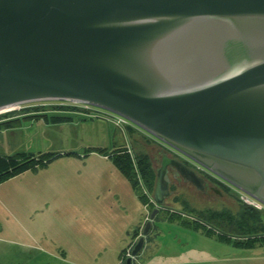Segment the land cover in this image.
<instances>
[{
	"label": "water",
	"instance_id": "1",
	"mask_svg": "<svg viewBox=\"0 0 264 264\" xmlns=\"http://www.w3.org/2000/svg\"><path fill=\"white\" fill-rule=\"evenodd\" d=\"M84 105L117 116L264 207V0H0V111ZM161 156L130 257L169 197Z\"/></svg>",
	"mask_w": 264,
	"mask_h": 264
},
{
	"label": "rangeland",
	"instance_id": "2",
	"mask_svg": "<svg viewBox=\"0 0 264 264\" xmlns=\"http://www.w3.org/2000/svg\"><path fill=\"white\" fill-rule=\"evenodd\" d=\"M34 104L39 103L0 111V116L3 113L6 118L22 115L16 120L1 121L0 156L59 153V157L35 172H24L0 184V264H21L22 249L8 243L25 240L21 228H42L43 234L37 236L36 244L40 247L38 259L42 264H102L101 243L105 245L106 241L99 240L95 228L109 230L112 219L121 221L123 215L130 213L124 205L125 186L120 185L123 178L112 166L109 156L114 149L123 147L131 162L135 156L145 154L156 169L165 155L161 150L172 151L131 124L116 127L113 122L116 117L103 111L59 102L35 107L47 117L66 118L63 122L51 123L43 117L25 116L34 111ZM54 106H66L70 111L63 112L62 107ZM99 150L104 153L99 154ZM171 173L167 174L171 190L164 206L172 214L208 210L237 215L243 205L244 199L238 192L223 182H218L217 193L209 189L198 191L188 183L173 182ZM136 189L130 190L138 198L142 189L139 186ZM28 194L41 196L40 204L33 208L38 212L33 215L24 201V195ZM136 202L141 208L143 225L146 210L139 199ZM154 219V226L161 227L156 228L162 232L159 236L168 243L166 249L176 250L185 257L182 264H264V245L234 248L219 242L215 236H204L201 231L172 228L174 221H167L166 211L162 210H158ZM262 220L264 224V216ZM87 228H93V233ZM126 240L120 248L122 251L129 246L131 238ZM105 247H109L105 249L106 255L116 251L112 240ZM139 261L143 263L142 259Z\"/></svg>",
	"mask_w": 264,
	"mask_h": 264
},
{
	"label": "trees",
	"instance_id": "3",
	"mask_svg": "<svg viewBox=\"0 0 264 264\" xmlns=\"http://www.w3.org/2000/svg\"><path fill=\"white\" fill-rule=\"evenodd\" d=\"M24 109L26 108H23L22 110ZM36 109L37 108L33 109L34 111L29 112L38 113V110ZM66 109L67 108L62 107L63 112L70 111ZM27 117H34L36 119L43 117L46 122L49 121L51 123L63 122L66 120L65 117H47L46 114L42 113ZM2 118L5 119L6 116L2 114L0 116V121ZM14 120H16V118ZM98 153L102 154L104 153V150H99ZM161 153L164 154L162 150ZM57 157H59V153H17L7 157L0 156V184L25 171L34 172L41 169ZM110 157L114 168L128 181L132 189L137 190L136 188L139 186L138 180H140L142 194L140 193L138 195V199L144 206L147 203V198L143 194V189L147 194L151 195L155 179V168L150 158L147 155L142 154L135 156L133 160L134 162H131L129 155L123 147L114 149L109 158ZM223 189L224 191H228L225 188ZM170 190L171 188L169 187V191ZM161 210L166 211V218L168 220L178 221L182 225L195 231H201L205 236H215L219 242L232 245L234 248L248 249L253 246L255 247L256 245H264V224L262 223L264 210H255L245 204L240 206L237 215H231L227 211L208 210L200 212L190 211L186 214H172L165 206ZM137 232L135 231L131 235V244H129V246L133 245L138 239L137 236L139 233ZM137 256L131 260L130 264H138L136 261ZM125 259L123 250L121 252V264H124Z\"/></svg>",
	"mask_w": 264,
	"mask_h": 264
},
{
	"label": "crops",
	"instance_id": "4",
	"mask_svg": "<svg viewBox=\"0 0 264 264\" xmlns=\"http://www.w3.org/2000/svg\"><path fill=\"white\" fill-rule=\"evenodd\" d=\"M21 116H18V117L16 116V118H19ZM25 116L27 117V115ZM11 118H14V117H11ZM11 118H5V119L2 118L1 121L10 120ZM25 172H32V171H25ZM123 181L121 180L120 185L125 186L124 188L125 193L123 194V196L126 199L124 200L125 201L124 205L126 206V208H129L130 210L129 215H123L122 217L123 219L121 221L119 220L115 221L116 219L115 220L112 219L111 220L112 225L109 228V230L103 231L101 230V228L99 230L98 228H95L97 235H98L97 237L99 238V240L101 242L106 241L105 245H104V242L101 243L103 245L101 249L104 250L103 252L104 257L102 259V264H121L122 249L120 250V248H122L121 246H123L122 243L126 244L125 243L127 242L126 238L128 239L129 237H131V235L135 231L136 232L138 231L139 232L138 235H140V232L142 229L141 226H143L142 220H141L142 219L141 208L138 202H136L138 198L136 194L134 195L131 192L130 190L131 186L128 183V181L125 178H123ZM40 197H41L40 195L39 196L32 195V194L24 195V198H25L24 201H25L26 207L30 209V213H32V215H33V212H36V213L38 212L33 208L34 206L40 204L41 202ZM133 209L136 210L135 214L133 212ZM167 221H170V220H167ZM172 223H174L172 225V228H189L187 226L182 225L180 222H177V221H174ZM107 225H109L108 222H107ZM156 228H161V227L154 226L153 222H151L149 233L144 237L143 248L137 256V259H136L137 263L138 262L141 263V261L139 260L142 259L143 263L141 264H182L183 262L182 260L185 257L181 253L177 252L176 250L174 251L167 250L166 246L169 247L168 243L164 242V237L159 236V234L162 232H157ZM87 229L90 234L93 233V228H87ZM21 233L25 237L24 241H21V240H18V241L9 240L8 241L10 245L13 244V246H18L19 249H22L20 250L21 252L19 254V255L23 254L21 264H27V262H31L33 264H42V260L38 259L39 258L38 253L40 252V247L39 248L36 247V244L38 243L37 236H41L43 234L42 228H21ZM138 237L139 236H137V238ZM108 240H112L115 243V247L113 248H115L116 251L114 252L113 250L112 253H109L108 255H106L105 249H109V247L108 248L105 247V246H108ZM129 242L130 243L128 244H131V240H129ZM173 252H175L177 255L175 256Z\"/></svg>",
	"mask_w": 264,
	"mask_h": 264
},
{
	"label": "flooded vegetation",
	"instance_id": "5",
	"mask_svg": "<svg viewBox=\"0 0 264 264\" xmlns=\"http://www.w3.org/2000/svg\"><path fill=\"white\" fill-rule=\"evenodd\" d=\"M65 104H69V103H65ZM41 105V103H39V104H34L33 106L34 107H38V106H40ZM29 106V105H28ZM42 106V105H41ZM54 107H64V108H68V107H66V106H54ZM17 108H19V107H17ZM16 108V109H17ZM23 108H25V107H23ZM22 108V109H23ZM15 109V108H14ZM13 109V110H14ZM12 111V110H11ZM11 111H8V113L9 112H11ZM105 113V112H104ZM1 114H3V113H1ZM35 114H40V113H30V114H28L27 116H31V115H35ZM42 114H46V113H42ZM106 114H108V113H106ZM47 115V114H46ZM108 115H110V114H108ZM167 150V149H166ZM170 150V149H169ZM163 152H164V154L166 155V156H168V157H170V158H173V159H177L178 161H180V162H182L183 164H185L187 167H189V168H191V167H194V170H193V168H191L199 177H201L202 178V180H203V186H204V188H203V190L202 191H204V190H212V191H214V192H216L215 191V189L217 188V186H219V184H218V182H222L221 180L220 181H217V180H219L218 178H216V177H214V176H212V175H210V174H208V173H206V172H204V171H202V170H200L199 168H197L195 165H193L191 162H189L188 160H186L185 158H183V157H181L180 155H178V154H176L175 152H173L172 151V153H168L167 151H165V150H162ZM171 151V150H170ZM169 172H172L171 173V179H172V181L173 182H180V180H178V178L175 176V174H174V172L171 170V169H169L168 170V173ZM203 176V177H202ZM169 183H170V181H169ZM170 185V184H169ZM195 189V188H194ZM233 189V188H232ZM217 193V192H216Z\"/></svg>",
	"mask_w": 264,
	"mask_h": 264
},
{
	"label": "built area",
	"instance_id": "6",
	"mask_svg": "<svg viewBox=\"0 0 264 264\" xmlns=\"http://www.w3.org/2000/svg\"><path fill=\"white\" fill-rule=\"evenodd\" d=\"M72 105V104H71ZM84 106V105H82ZM87 107V106H85ZM87 108H90V107H87ZM93 109V108H92ZM107 115V114H106ZM111 115V114H110ZM111 116H114V115H111ZM116 117L113 122H114V125L116 127H121L122 125H127L129 124L128 122L124 121L123 119L117 117V116H114ZM127 123V124H125ZM130 125V124H129ZM128 126V125H127ZM128 153V151H127ZM138 180V179H137ZM138 184H139V187H141V182L140 180H138ZM238 192V191H237ZM143 194L146 196L147 198V203L143 206V208L146 210V216L144 217V221H146L148 219V215H149V212L151 211L150 209H154L156 208V206L154 205L152 199H151V195L147 194L145 192V190L143 189ZM238 195H240L244 200H243V204L247 205V206H250L256 210H260V211H263L264 210V207L260 204H258L257 202H255L254 200H252L251 198L247 197L246 195L238 192ZM163 208V207H162ZM162 208H160L159 210H161ZM133 245H130L128 247L125 248L124 250V257L125 258H128L130 257V251H131V248H132ZM133 260V259H132Z\"/></svg>",
	"mask_w": 264,
	"mask_h": 264
}]
</instances>
